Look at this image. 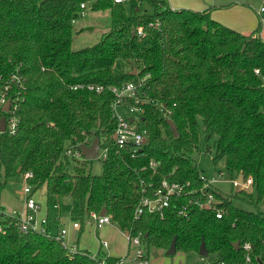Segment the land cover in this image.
Here are the masks:
<instances>
[{"label": "trees", "instance_id": "1", "mask_svg": "<svg viewBox=\"0 0 264 264\" xmlns=\"http://www.w3.org/2000/svg\"><path fill=\"white\" fill-rule=\"evenodd\" d=\"M81 4L107 10L110 28L96 43L73 49ZM211 9H173L168 0H0V89L12 72L25 77L17 131L0 134L5 179L30 171L28 182L45 186L53 222L68 216L79 223L78 234L90 211L104 210L119 230L139 235L147 247L165 251L175 236L176 252H197L203 240L209 264L264 261V210L258 208L264 200V40L260 25L245 35L214 20ZM128 81L140 84L141 98V112L129 120L147 136L133 156L131 146L114 139L117 119L108 89ZM77 82L104 90L73 89ZM95 136L106 148L100 174L91 173L84 157L65 153L70 145H90ZM201 138H213V162L223 159L232 178H252L251 187L234 197L256 209L238 207L213 187L224 210L220 218L196 207L178 214L190 196L172 198L163 216L136 217L143 187L151 193L162 178L202 183L192 158ZM5 226L0 264H100L86 250L70 254L53 236ZM97 257L107 264L119 259Z\"/></svg>", "mask_w": 264, "mask_h": 264}, {"label": "built area", "instance_id": "2", "mask_svg": "<svg viewBox=\"0 0 264 264\" xmlns=\"http://www.w3.org/2000/svg\"><path fill=\"white\" fill-rule=\"evenodd\" d=\"M115 2H124L127 0H114ZM84 7V4H81ZM85 8V7H84ZM260 21H264V5H261L257 11ZM84 14V10L81 15ZM137 34L142 35L141 27H138ZM73 89L86 88L87 90L94 92H101L104 90V86L101 84L83 83L77 82L72 86ZM108 89L113 93L114 100L112 102V111L117 119L116 127L114 130V139L119 146H131L132 156L135 154L138 148L142 147V140L146 136V131H140L135 128L133 123L129 120V117H136V112H141L136 106L141 101L139 90L140 84L128 81L122 83L120 86H109ZM25 90V77L19 72H12L5 80L3 87L0 89V118L4 116V130L0 131V134L6 132L8 134H14L17 131L19 124V116L17 114L20 100L23 99V91ZM129 100H131L129 102ZM9 101L8 110H4L3 107ZM132 102V103H131ZM119 107H123L127 114L120 112ZM65 153L71 157L82 159L80 148H76L70 145L66 148ZM97 155L102 159L106 156V148L98 149ZM151 168H156L157 162L153 159L149 161ZM221 174V173H220ZM25 184L22 191L25 195V202L21 210H8L1 203L0 198V219L6 223L0 224V231L5 232V225L15 226L20 232H35L40 234H46L53 236L56 240L60 241L62 246L68 250L70 254L79 251L78 246L66 238L67 230L65 227L59 228V230L52 234L48 230V218L46 214H41L40 205L36 202L30 186H32L28 179L32 176L30 171L21 174ZM202 183L198 186H192L190 181H179L173 179L162 178L159 183L153 188L151 193H148L147 187L141 189L143 195L141 196L138 204L134 209V215L136 217L144 213H158L163 216L165 209L171 204L172 198H184L190 196L185 203H180L177 208V213L180 215H187L191 207H196L200 210H213L216 217L220 218L224 213V210L218 206L220 200L215 196L212 188H216V178L200 174ZM5 181L4 170L0 157V195ZM233 185L239 187V189H248L251 187L252 178L248 176L246 179L243 177L241 181L238 180V175L231 179ZM217 189V188H216ZM89 218L93 221L94 226L101 227L104 224H111V216L109 214H100L94 211L89 212ZM72 227L79 228V223L72 221ZM124 234L125 239L129 244H134V258L136 264H150L146 252L141 248V238L139 235L132 236L128 231H121ZM103 246H107L106 241H102ZM246 251L251 249L249 243H244L242 246ZM92 258L99 260L100 264H107L104 259H99L96 254L91 255ZM125 256L119 257L116 262L110 264H124ZM245 261L250 262V255H245ZM262 261V260H261ZM223 264V262H221ZM264 264V261H262Z\"/></svg>", "mask_w": 264, "mask_h": 264}, {"label": "rangeland", "instance_id": "3", "mask_svg": "<svg viewBox=\"0 0 264 264\" xmlns=\"http://www.w3.org/2000/svg\"><path fill=\"white\" fill-rule=\"evenodd\" d=\"M125 5L127 6L128 4L126 3ZM261 5H264V0H261V3L257 7V9ZM140 7L141 9H146L147 11L151 10L148 4H142ZM106 13L109 12L106 10L92 11L89 5H86V8L84 9V14L80 15L73 22V49H80L96 43L100 39L102 33L107 32L109 30L110 15H106ZM118 110L127 114L123 107H119ZM200 128L202 129V124L200 125ZM212 140L213 138L208 141H205L203 138H201L199 149L192 154V158L194 159L199 172H201V174L207 176L208 178H216L217 181L214 184L217 190L224 195L230 196L235 205L248 210H255L256 208L254 206L249 205L243 200L234 197V194H236L237 191H240V189L238 186L232 184V177L227 173L226 169L224 168L223 159L213 162L212 157L214 154V150L213 148H211V150L208 151V146L212 144ZM86 167L89 168L91 173L100 174L102 172L103 167L102 158L97 155V157L94 159H87ZM24 184L25 181L23 180L21 175H15L13 177L5 179L0 195L1 203L4 205L5 208L10 210L22 209L25 202V195L22 191ZM30 188L32 190L36 202L40 205L41 211L45 209L49 210L50 216L52 213V207L46 204L45 186L43 185L38 188L30 186ZM250 191L253 192L252 190ZM258 208L264 210V200L258 205ZM89 222L93 223V221L90 220V218L88 217L84 222L83 230L80 232V234H78V231L75 232V238H77V246L80 250H86L90 253H96V249L98 247V240L101 239V241H106L109 245L108 248L101 250L103 253H111L112 251L123 252V250L126 253L127 248H129V253L125 257L124 264H135V261H133L135 246L134 244L128 246L124 234L119 231L117 225L113 224V226L110 227L104 226L102 228H99L96 233L95 229H93L92 227L93 225L89 224ZM50 223V231L52 233V226L54 224L52 217L50 218ZM63 227L66 228V226ZM141 248H143L144 252L148 251L149 258L151 261H153L154 264H161V262L163 264H179L180 262L184 261L191 264H206L208 261V258L206 256H201L197 252L184 253L181 251H177L173 255H166L163 249L152 246L147 247L144 242L141 243ZM101 251L99 255L102 254ZM124 255H122V257Z\"/></svg>", "mask_w": 264, "mask_h": 264}, {"label": "crops", "instance_id": "4", "mask_svg": "<svg viewBox=\"0 0 264 264\" xmlns=\"http://www.w3.org/2000/svg\"><path fill=\"white\" fill-rule=\"evenodd\" d=\"M168 3L170 7L173 9L187 8L195 11H203L211 6L212 9L210 11V16L214 20L245 35L254 33V30L258 27V25H260L259 35L264 40V21H260L259 16L256 13L257 7L261 3V0H168ZM108 14L109 13H106V15ZM11 210H15V209H11ZM54 213H55V209L52 208V213L50 215L52 218L54 216ZM41 214L47 215V218L49 220L48 224L51 227V223H50L51 217L49 216V210L46 209L42 210ZM89 224L93 225L92 227L93 229H95L97 233V230L99 228H102L104 226L110 227L113 226L114 223L104 224L101 227H96L94 226L93 223L90 222ZM53 226H54V230H53ZM53 226H52V233H56L59 230V228L66 226V230H67L66 238L74 242L75 232L78 231V228L72 227V220H70L68 216H60L57 223L55 222ZM119 231L121 232V230ZM101 242H102L101 239H99L96 253H91V254L97 255L100 253L101 250L109 247V245L103 246ZM127 244L128 246L131 245L128 242ZM128 253H129V248H127L126 253L123 250V252L112 251L111 253H106V254L102 252V254L100 255L121 257L122 255L125 254L124 256L126 257ZM147 257L148 260L150 261V264H154L153 261L150 260L149 254L147 255ZM133 261H135V258H133ZM161 264L163 263L161 262ZM179 264H191V263H187L184 261V262H180ZM206 264H209V261H207Z\"/></svg>", "mask_w": 264, "mask_h": 264}, {"label": "water", "instance_id": "5", "mask_svg": "<svg viewBox=\"0 0 264 264\" xmlns=\"http://www.w3.org/2000/svg\"><path fill=\"white\" fill-rule=\"evenodd\" d=\"M134 72H135V70H133V72H131V73H134ZM8 106H9V101H6L3 109L5 111L8 110ZM167 122H168L173 134L176 136L178 134V132L176 130L175 125L173 124V122L170 119H167ZM3 130H4V116H1V118H0V131H3ZM146 141H147V138L144 137L142 140V144L146 143ZM99 147H100V143H99V137L98 136L94 137V139L90 145H87V144H80L79 145L81 154L85 159L96 158ZM19 172H20V168L17 169V173H19ZM241 178H242V175L239 174L238 175L239 182L241 181ZM104 213H105L104 210H101L100 214L102 215ZM175 241H176V237L174 236L171 239L168 248L165 250L166 255H173L176 252ZM197 253L201 256H206L208 254V250H207L203 240H201V242L199 244ZM257 264H262V261L260 259H258Z\"/></svg>", "mask_w": 264, "mask_h": 264}]
</instances>
